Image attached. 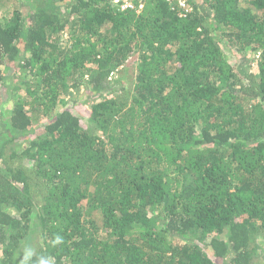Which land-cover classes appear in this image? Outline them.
Masks as SVG:
<instances>
[{
  "label": "trees",
  "instance_id": "obj_1",
  "mask_svg": "<svg viewBox=\"0 0 264 264\" xmlns=\"http://www.w3.org/2000/svg\"><path fill=\"white\" fill-rule=\"evenodd\" d=\"M13 1L0 264H264V0ZM81 87L88 125L57 110Z\"/></svg>",
  "mask_w": 264,
  "mask_h": 264
},
{
  "label": "rangeland",
  "instance_id": "obj_2",
  "mask_svg": "<svg viewBox=\"0 0 264 264\" xmlns=\"http://www.w3.org/2000/svg\"><path fill=\"white\" fill-rule=\"evenodd\" d=\"M16 1H19V0H16ZM41 1H46V0H41ZM50 1V0H49ZM193 1V0H192ZM15 1L12 2V0H0V15H3L4 13H6L8 10H11L14 8H12V4L11 3H14ZM28 2V1H27ZM24 2V1H20V3L16 4L15 6L16 7H21L22 9L25 10H28L27 9V6L29 4V2ZM68 5H63L61 8H60V12L61 13H68V10L69 8L67 7ZM200 9H202V11H206L205 8H203V6H200ZM68 39V35L67 33H64L63 37L61 38V43L64 44ZM245 57V56H244ZM227 58L229 59L230 62H233V57L231 55L228 54ZM247 58V56L245 57ZM241 59L240 58V61L241 63H244L243 61H245L246 59ZM121 72L118 74L117 77H122L121 79V85L120 87H125V86H130L131 85V82L133 79V68L131 66V64H129L128 66H124L122 69L120 68ZM114 77V76H113ZM115 78V77H114ZM84 94H86L85 92V88L84 87H81L80 90L78 92H73L72 94L68 95L66 97V103L65 105H62L60 106L57 110H63L65 108H71V110L73 111V113L75 115H77L79 118L82 119L83 122H85L87 125H88V118H89V112H88V109L86 110V108H88V101L91 100L92 97H88V96H83ZM4 93L3 91L0 93V98L2 99L4 97ZM1 118V117H0ZM45 121V119H39V121H35V123H33V129L34 130H38V126H40L41 124H43ZM0 134L2 135V137L6 136V133L4 132V129H3V125H2V122L0 121ZM36 135V134H35ZM34 135H27V137H24V138H20L19 140L16 141V144H15V148L18 146H24L25 144H28V141L33 138ZM38 244V241L36 239L35 240H30L29 243H23L22 244V248H21V251L20 253H18V255L23 258V255H25L26 253L30 252L32 250V247L34 245ZM262 257L264 258V249H263V255ZM262 259V258H261ZM223 264H226V263H223Z\"/></svg>",
  "mask_w": 264,
  "mask_h": 264
},
{
  "label": "built area",
  "instance_id": "obj_3",
  "mask_svg": "<svg viewBox=\"0 0 264 264\" xmlns=\"http://www.w3.org/2000/svg\"><path fill=\"white\" fill-rule=\"evenodd\" d=\"M111 6L117 11H133L139 14L148 0H109ZM167 3H174L181 10V13L187 14L192 10V0H163Z\"/></svg>",
  "mask_w": 264,
  "mask_h": 264
}]
</instances>
